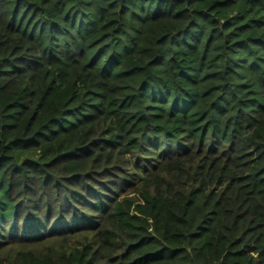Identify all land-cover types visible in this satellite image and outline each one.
<instances>
[{
    "label": "trees",
    "instance_id": "16d2710c",
    "mask_svg": "<svg viewBox=\"0 0 264 264\" xmlns=\"http://www.w3.org/2000/svg\"><path fill=\"white\" fill-rule=\"evenodd\" d=\"M0 264H264V0H0Z\"/></svg>",
    "mask_w": 264,
    "mask_h": 264
}]
</instances>
